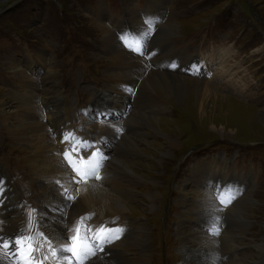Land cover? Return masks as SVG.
<instances>
[{
    "label": "rangeland",
    "instance_id": "obj_1",
    "mask_svg": "<svg viewBox=\"0 0 264 264\" xmlns=\"http://www.w3.org/2000/svg\"><path fill=\"white\" fill-rule=\"evenodd\" d=\"M155 4L160 13L153 9ZM128 16L137 21L121 24ZM129 22L137 26L131 27L137 35L127 28ZM171 22L177 31L167 42H171V52L183 53L182 62L172 59L171 65L161 67L151 62L162 51L152 50L145 57L144 47L127 49L126 45L137 44L140 36L141 45L145 38L149 41L146 53L151 51L150 41L158 29ZM121 26L126 27V42L121 40ZM103 33L110 35L109 40H101ZM130 33L136 36L135 41L127 40ZM111 34L134 59L108 48ZM224 49L232 55L222 63L220 72L227 70L223 77L201 71L204 57L213 59L207 64L214 69ZM189 59L192 63L195 60L194 67L187 71L182 63L189 64ZM133 60L142 66L141 74L134 78V86L118 88L130 94L129 99L152 73L180 78L189 91L179 107L164 102L166 113H156L148 120L149 127L141 128L138 135L142 143L136 144V153L124 152L121 140L109 147L113 152L109 158L112 175L131 186V201L129 193L127 198L118 195L126 212L110 215L103 204H99L101 212L97 204L91 211L98 214L103 227L114 217L116 226L124 228L118 232L138 233L146 241L143 246L141 239L134 244V240L123 238L125 256L143 251L148 264H183L187 254L183 248L189 252L199 246L189 232L178 240L176 227L182 223L186 229H197L194 233L202 231L201 219L207 209L211 212L215 208L208 205L213 202L219 214L209 225H215V230L208 228L207 233L216 236L209 246H215L217 264H264V0H0V98L10 94L14 103L5 108L7 111L15 110L13 105L24 109L23 99H28L29 91L52 105L56 103V118L62 108L59 103H65L77 127L70 123L74 131L96 142L104 130L102 124L107 123L99 119L116 116L122 123L125 112L117 111L119 104L112 101L109 109L95 105L93 93L104 85H116L119 65L132 64ZM16 70L27 76L28 82L13 77ZM57 98L61 100L56 102ZM38 100L31 110L46 120L45 107ZM1 128L0 168L21 198V215L30 235L37 229L34 202L39 192L34 175L38 171L33 169L29 148ZM94 153L96 159L91 155L89 160H95L101 170L105 163L97 151ZM3 190L12 194L7 184ZM148 193L153 196L150 202ZM106 232L94 236L98 240L91 242L94 250L111 244L113 237ZM127 246L132 250H125ZM34 249L38 261L46 262L50 253L44 242L35 244ZM128 264L135 263L130 260Z\"/></svg>",
    "mask_w": 264,
    "mask_h": 264
},
{
    "label": "bare ground",
    "instance_id": "obj_2",
    "mask_svg": "<svg viewBox=\"0 0 264 264\" xmlns=\"http://www.w3.org/2000/svg\"><path fill=\"white\" fill-rule=\"evenodd\" d=\"M156 6L157 4L153 6V9L156 8L155 11L160 13L161 9ZM138 18L139 21H142L141 16ZM129 20H133V22L137 21L134 17L128 16L122 18L120 22L122 24L123 21L127 22ZM128 26L127 28L130 30L132 26L137 27L136 25H130V22L128 23ZM121 27L124 28L121 40H124L122 42H126V27ZM144 29L145 28L142 26L141 31ZM176 29L177 28H175V25H173L172 22L168 24L166 23L158 29L159 31L156 33L155 37L150 41L151 51L147 53L146 51L149 41L145 38L143 45H141L138 42L140 41V36L136 38L133 33H130L127 40L129 39V42L131 40L135 41L136 38L137 44L134 42L129 44L127 42V49L130 51L136 50V46H140L141 48L144 47L143 52L145 57L151 52L162 51L161 54L151 62V64L161 67L163 65H171L172 59H180L182 62L183 59L181 58L183 57V53L171 52V42H167L171 40L169 39L170 37L175 35L177 31ZM131 31L134 32V30ZM138 34H140L139 30ZM111 36L112 39L109 41L111 45H109L108 48L115 50V52L118 51L124 53L127 58L134 59L132 55L127 54L121 49L117 38L115 41L112 34ZM109 38V34L103 33L101 40H109ZM227 51L228 49H224V51L220 52L222 57L218 58L219 61L214 69L207 64V62H213V59L211 57H204L203 61L201 60L200 63L201 66H203V69L201 67V71L203 70L205 73L207 72L208 75L212 76L214 74L218 79L223 77L227 70L224 69L220 72L222 63L226 62L228 57H231L232 55L231 53L227 54ZM118 56H120V54ZM194 61L195 60L193 59L192 63L189 59V64L185 65L182 63V66L187 68L188 71L189 68L192 66L194 67ZM155 67L157 68V66ZM119 68L121 70L120 77L115 81L113 80L116 85H114V83V86H109L108 84L104 85L100 92L97 91L93 93L96 100L93 99L92 101L95 105L103 107V109H109L112 107V105L109 104V101L119 104L115 109L117 111L120 110L122 113L125 112L123 114L124 120L121 123L116 116L111 117L110 119H99L101 122L107 121V123L102 124L104 130L100 133V137L96 142L90 140L87 135H85L87 138L82 137L79 133L74 131L72 128L73 120L70 113L67 112L69 109L68 105H65V103H59V107L61 106L62 108L61 112H58L59 118H56V114L54 113L56 103L52 105L51 102L44 98L42 99L34 96L30 91L29 93H26L28 99H23V102L26 103L24 109L19 108L17 105H13L15 110L12 109V111H7L5 110L6 107H12L13 102H11L12 99L10 98L12 96L8 94L4 96V98H0V125L3 128L1 129L6 131L9 137L23 143L24 146L29 148L34 161L32 164L33 169L38 171V175H34V179L36 184L35 187L39 192L36 201L34 202L37 229L28 235L25 231L26 224L24 218L21 215V198L16 194L13 189L14 187L10 184V179L0 168V180L3 181V184L0 186V241L6 240L13 245L11 250L0 246V251L3 254H6L8 259L7 262L6 258L0 255V264H25L26 261H30L31 264H128L130 260L135 264H148L146 261L147 253L141 251L140 254L135 253L131 256H125L121 245L123 238L126 237L129 241L134 240V244H136V240L141 239L144 246L146 241L140 236V234L134 233L135 235L133 236V233L123 234L125 232H118L124 230V228L122 225L121 227L116 226L119 224L116 223L114 217L109 219L108 221L110 222L103 227L101 219L98 218V214H94L91 210H94L93 208L96 204L98 205L96 206L97 209H103L99 205L103 204L106 212L110 215L116 216L118 213L126 212V206L123 200L118 198V195L120 194L121 197L127 198L126 195L129 193V199L131 201V186L128 184H121L119 176L112 175L114 168H112L109 158L111 159L110 156L113 152L108 149L109 147L111 148L113 142L121 140L120 143L119 141L116 143H119L124 152L129 154L136 153V144L142 143L141 138L139 137L140 135H138L141 128L149 127L148 120H153L154 118L152 117L155 116L156 113H166L168 106L166 104L171 103L174 107H176V105L179 107L184 99L186 91H189V86L186 87V84L180 81V78L173 77L171 74L169 75L165 72L162 74L152 73V77L144 82V87L140 90L137 88V93L129 99L128 96L130 94H124L123 91L118 90V88H121L123 84L134 86L133 84L136 83L134 82V78L141 74L142 66L140 63L133 60L132 64H120ZM11 75H13V77L24 78L27 82L29 80L27 76H24L23 73L18 72L17 70L13 71ZM161 97L164 100H162ZM38 99L45 107L47 115L46 120L43 119L41 113H36V111L31 110L37 103L34 101H37ZM60 100V98H57L56 102ZM188 100H190L189 96L187 98V101ZM164 102L167 103L165 104ZM96 110L99 111L98 109ZM39 118H41V121H39ZM70 123L72 125H70ZM118 131H121V133L123 131L122 135L119 134ZM130 133H132V136L128 137V134ZM124 135L126 138H124ZM134 136H136V138ZM168 139L171 140L170 138ZM90 145L91 147L89 148ZM71 149L75 151V154L70 153ZM95 151H97L98 155L100 154L101 160L105 163L101 170L97 169L95 160H89L91 155L96 159ZM62 152L63 156L60 155ZM65 152L68 153L67 159L64 156ZM59 156H61L60 159ZM117 165L129 173L127 168L122 167V164L118 163ZM130 175L132 176L133 174ZM97 177H99V179H97ZM5 184H7L8 189L12 194L3 190ZM100 186L105 188H100ZM200 197H202V194ZM146 198L149 202L153 200L152 194L149 193L146 195ZM222 200L223 202H226L224 199ZM208 205L215 208H213L211 212H209V209L204 212V218L201 219L204 228H201L202 231L194 233L195 228L192 230L188 228L186 229L182 223L176 227L178 240L182 239V237L184 238L186 233L189 232L193 235V238L197 240L196 244L199 246L198 249L193 251L189 250V252L187 248L186 250L185 247L183 248L184 252L187 253L183 256L185 257L183 258V264H217L215 246L213 245L211 248L209 246L212 242H215L214 240H216V236L215 234L207 233V229L215 230V225L213 227L209 225L212 224V219L218 217L219 213L217 212H219V208L215 206L213 202L212 204L208 203ZM73 207H76V209ZM70 208L71 212L69 216H67ZM5 213H7L8 216H5ZM72 218L77 219L76 223H73ZM128 224H130V221H128ZM204 224L209 227L205 228ZM103 228H106V230ZM77 229H79L81 243V255L79 259L74 258L71 252L65 250L66 247H71V238L77 235ZM62 231L65 233L62 234ZM106 231H108V235L106 236L114 238L109 239L111 244L108 243L110 245L107 244V246L102 248L103 252L99 249L98 251L94 250L91 242L92 240H94V243L98 242L97 238L94 239V236L101 237ZM120 236V241H118V244L114 245ZM17 239L21 240L19 245H16L15 243ZM42 242H44L46 251L50 253V256H47L46 258L47 261L44 263L40 260L38 261L34 249L35 244ZM208 246L210 251H208V249L206 250V247ZM21 248L24 249L23 256L20 254ZM29 248H31L30 252ZM125 250L130 251L132 249L127 246ZM204 256L205 259L203 260Z\"/></svg>",
    "mask_w": 264,
    "mask_h": 264
},
{
    "label": "snow or ice",
    "instance_id": "obj_3",
    "mask_svg": "<svg viewBox=\"0 0 264 264\" xmlns=\"http://www.w3.org/2000/svg\"><path fill=\"white\" fill-rule=\"evenodd\" d=\"M64 156L67 159L68 153L65 152ZM97 179H99V177H97ZM15 243H16V245H19L21 243V240L17 239ZM0 246L9 248V250H11V247L13 245L6 240H2V241H0ZM80 247H81V243H80V237H79V229H77V235L75 237L71 238V247H66L65 250L68 252H71L74 256H76V255H78V249H80ZM30 251H31V248H29V252ZM101 251L103 252V249H101ZM20 254L22 256L24 255V249L23 248L20 249ZM25 264H31V262L26 261Z\"/></svg>",
    "mask_w": 264,
    "mask_h": 264
},
{
    "label": "water",
    "instance_id": "obj_4",
    "mask_svg": "<svg viewBox=\"0 0 264 264\" xmlns=\"http://www.w3.org/2000/svg\"><path fill=\"white\" fill-rule=\"evenodd\" d=\"M7 9H9V6L5 10H7Z\"/></svg>",
    "mask_w": 264,
    "mask_h": 264
},
{
    "label": "flooded vegetation",
    "instance_id": "obj_5",
    "mask_svg": "<svg viewBox=\"0 0 264 264\" xmlns=\"http://www.w3.org/2000/svg\"><path fill=\"white\" fill-rule=\"evenodd\" d=\"M252 7V6H251Z\"/></svg>",
    "mask_w": 264,
    "mask_h": 264
}]
</instances>
